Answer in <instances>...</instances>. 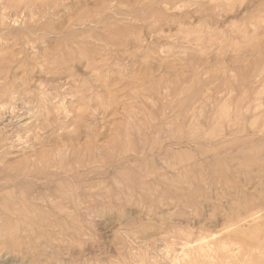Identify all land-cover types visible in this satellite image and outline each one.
<instances>
[{
  "label": "rangeland",
  "instance_id": "374dc122",
  "mask_svg": "<svg viewBox=\"0 0 264 264\" xmlns=\"http://www.w3.org/2000/svg\"><path fill=\"white\" fill-rule=\"evenodd\" d=\"M0 264H264V0H0Z\"/></svg>",
  "mask_w": 264,
  "mask_h": 264
}]
</instances>
